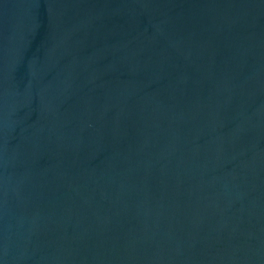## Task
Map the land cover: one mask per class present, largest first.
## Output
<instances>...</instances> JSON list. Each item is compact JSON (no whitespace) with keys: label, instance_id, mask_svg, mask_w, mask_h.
I'll list each match as a JSON object with an SVG mask.
<instances>
[{"label":"water","instance_id":"95a60500","mask_svg":"<svg viewBox=\"0 0 264 264\" xmlns=\"http://www.w3.org/2000/svg\"><path fill=\"white\" fill-rule=\"evenodd\" d=\"M0 264H264V0H0Z\"/></svg>","mask_w":264,"mask_h":264}]
</instances>
